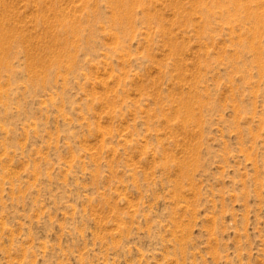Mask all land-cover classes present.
I'll return each mask as SVG.
<instances>
[{
  "label": "rangeland",
  "instance_id": "rangeland-1",
  "mask_svg": "<svg viewBox=\"0 0 264 264\" xmlns=\"http://www.w3.org/2000/svg\"><path fill=\"white\" fill-rule=\"evenodd\" d=\"M0 264H264V0H0Z\"/></svg>",
  "mask_w": 264,
  "mask_h": 264
},
{
  "label": "bare ground",
  "instance_id": "bare-ground-1",
  "mask_svg": "<svg viewBox=\"0 0 264 264\" xmlns=\"http://www.w3.org/2000/svg\"><path fill=\"white\" fill-rule=\"evenodd\" d=\"M11 31V30H10Z\"/></svg>",
  "mask_w": 264,
  "mask_h": 264
}]
</instances>
